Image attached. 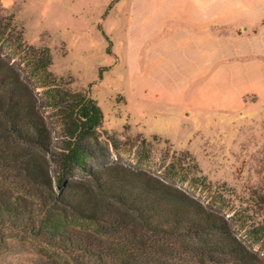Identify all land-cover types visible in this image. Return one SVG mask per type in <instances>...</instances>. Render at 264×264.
<instances>
[{"label":"trees","instance_id":"trees-1","mask_svg":"<svg viewBox=\"0 0 264 264\" xmlns=\"http://www.w3.org/2000/svg\"><path fill=\"white\" fill-rule=\"evenodd\" d=\"M31 50L36 86L0 52V233L37 240L48 264H264V212L239 236L234 216L115 161L90 90L62 86L49 48Z\"/></svg>","mask_w":264,"mask_h":264},{"label":"rangeland","instance_id":"rangeland-1","mask_svg":"<svg viewBox=\"0 0 264 264\" xmlns=\"http://www.w3.org/2000/svg\"><path fill=\"white\" fill-rule=\"evenodd\" d=\"M118 2L0 0V52L4 61L23 70L36 86L41 80L29 73L31 48H49L53 58L50 72L60 84L73 91L90 90L103 110L100 133L115 161L150 172L227 217L234 216L239 236H245L264 212V99L250 98L236 113L180 116L176 118L178 128L172 130L161 122L143 124L151 118L134 119L117 89L125 73L121 64L114 69L121 45L107 32L109 24L118 20L112 13ZM102 32L113 43L111 54ZM41 103L42 111L51 116L46 103ZM49 122L57 132L56 121L49 118ZM150 129L168 138L150 135ZM108 136L116 138L115 147ZM42 247L37 240L8 229L0 233V264H48Z\"/></svg>","mask_w":264,"mask_h":264},{"label":"crops","instance_id":"crops-1","mask_svg":"<svg viewBox=\"0 0 264 264\" xmlns=\"http://www.w3.org/2000/svg\"><path fill=\"white\" fill-rule=\"evenodd\" d=\"M112 13L114 69L125 70L117 89L134 119L151 118L144 125L177 129L180 116L236 113L264 99V0H119Z\"/></svg>","mask_w":264,"mask_h":264}]
</instances>
